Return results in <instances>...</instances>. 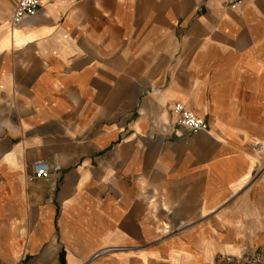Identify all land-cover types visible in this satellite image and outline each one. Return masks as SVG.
Wrapping results in <instances>:
<instances>
[{"label":"crops","instance_id":"obj_1","mask_svg":"<svg viewBox=\"0 0 264 264\" xmlns=\"http://www.w3.org/2000/svg\"><path fill=\"white\" fill-rule=\"evenodd\" d=\"M17 2L0 0V260L206 264L264 207V0H39L12 26ZM177 103L208 131L179 128Z\"/></svg>","mask_w":264,"mask_h":264},{"label":"rangeland","instance_id":"obj_2","mask_svg":"<svg viewBox=\"0 0 264 264\" xmlns=\"http://www.w3.org/2000/svg\"><path fill=\"white\" fill-rule=\"evenodd\" d=\"M254 155L257 156L260 166L259 171H264V148L256 146ZM239 229L222 232V247L219 254L213 258L208 257L206 264H264V207L260 213L248 214L247 220L239 224ZM167 231H161L166 233ZM209 254L210 251L206 250ZM180 254L183 257H178ZM188 251L184 248H178L177 257H173L171 264H187L186 256ZM0 264H8L0 260ZM163 264V263H159Z\"/></svg>","mask_w":264,"mask_h":264},{"label":"built area","instance_id":"obj_3","mask_svg":"<svg viewBox=\"0 0 264 264\" xmlns=\"http://www.w3.org/2000/svg\"><path fill=\"white\" fill-rule=\"evenodd\" d=\"M229 7L236 6L243 0H224ZM39 7V0H18L13 16L11 18V25L16 26L22 22L24 18L35 15ZM173 112L176 115V125L179 128L187 130L191 133L207 132L208 126L202 120L194 116L192 112L185 109L183 105L177 103L173 106ZM52 168L43 160L35 161L31 166V174L36 179H46L49 177Z\"/></svg>","mask_w":264,"mask_h":264}]
</instances>
